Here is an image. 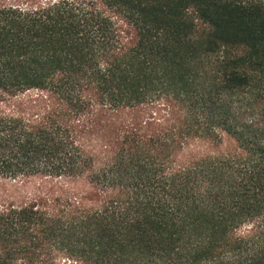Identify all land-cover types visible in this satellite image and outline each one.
<instances>
[{"label":"trees","instance_id":"16d2710c","mask_svg":"<svg viewBox=\"0 0 264 264\" xmlns=\"http://www.w3.org/2000/svg\"><path fill=\"white\" fill-rule=\"evenodd\" d=\"M0 264H264V0H0Z\"/></svg>","mask_w":264,"mask_h":264}]
</instances>
